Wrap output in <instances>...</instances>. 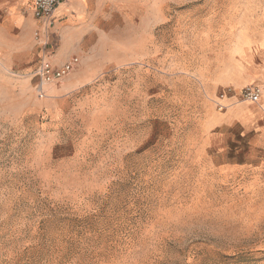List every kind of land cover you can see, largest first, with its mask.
<instances>
[{
  "label": "rangeland",
  "instance_id": "obj_1",
  "mask_svg": "<svg viewBox=\"0 0 264 264\" xmlns=\"http://www.w3.org/2000/svg\"><path fill=\"white\" fill-rule=\"evenodd\" d=\"M89 5L81 77L39 84L48 41L0 82V264H264V147L222 120L264 82V0Z\"/></svg>",
  "mask_w": 264,
  "mask_h": 264
},
{
  "label": "crops",
  "instance_id": "obj_2",
  "mask_svg": "<svg viewBox=\"0 0 264 264\" xmlns=\"http://www.w3.org/2000/svg\"><path fill=\"white\" fill-rule=\"evenodd\" d=\"M25 1L29 7L27 14L22 13L21 3H13L11 8H7L10 22L0 24V82L28 81V78L13 76L12 71L26 69V65L32 63L35 57L42 58L44 44L41 42L59 41L52 58L55 66L62 65L69 59L70 53L71 59L75 58L72 54L79 48L80 40L85 39V29L89 27L87 13L92 10V6L89 5L91 0H61L54 13L53 22L49 23L42 32L41 39L37 40L33 34L38 22L33 16L29 1ZM11 25L15 29L13 32L9 28ZM259 67L260 69H256L249 81L254 79L264 81V62ZM72 69L73 82L74 78L82 76V71L85 69L83 59ZM35 72L36 70L34 71L36 77ZM74 83L78 85L79 82L75 80ZM227 100L228 98H225L224 102ZM222 120L236 122L244 132L258 130L255 139L264 147V98L254 103L243 100L231 106Z\"/></svg>",
  "mask_w": 264,
  "mask_h": 264
},
{
  "label": "built area",
  "instance_id": "obj_3",
  "mask_svg": "<svg viewBox=\"0 0 264 264\" xmlns=\"http://www.w3.org/2000/svg\"><path fill=\"white\" fill-rule=\"evenodd\" d=\"M30 7L33 10V16L38 22V26L34 31L33 37L37 40L41 39L42 32L49 25L56 11L57 5L61 0H28ZM78 63V59L72 58L65 61L62 65L55 66L51 60H42L38 68L36 69V77L39 84H49L54 80L64 78L71 70L73 66ZM219 98L223 101L225 98H229L227 91L222 90L219 94ZM238 96L243 100L257 102L264 98V82L260 84H254L251 86L242 87L239 90ZM222 106H220L221 108ZM222 109V108H221Z\"/></svg>",
  "mask_w": 264,
  "mask_h": 264
}]
</instances>
